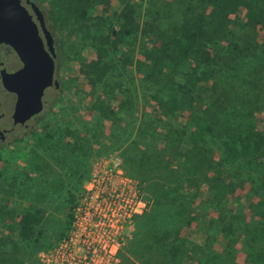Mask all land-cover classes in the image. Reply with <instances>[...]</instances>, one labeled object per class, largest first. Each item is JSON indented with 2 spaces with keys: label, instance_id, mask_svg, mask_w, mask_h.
Instances as JSON below:
<instances>
[{
  "label": "trees",
  "instance_id": "16d2710c",
  "mask_svg": "<svg viewBox=\"0 0 264 264\" xmlns=\"http://www.w3.org/2000/svg\"><path fill=\"white\" fill-rule=\"evenodd\" d=\"M119 1V11L94 17L88 14V0H62L57 13L49 11L57 26L63 9L72 4V14L85 26L83 36L90 38L95 60L82 62L80 71L90 86L101 87L93 110L110 121L113 138L121 129L128 133L124 169L147 182L152 203L136 215L140 231L122 263L187 264L191 247L201 254L195 264H205L206 238L236 234L224 212L227 194L249 182L264 200V132L253 117L264 109V0ZM242 81L250 85L242 91L245 97L233 91ZM111 95L122 97L116 106L105 101ZM139 95L150 110L137 126ZM238 100L247 104L245 112L236 113ZM65 166L66 172H77ZM40 175L48 177L45 170ZM68 195L67 201H73L74 194ZM1 200L5 214L9 207ZM257 208L250 205L255 214ZM44 212L33 203L19 212L12 221L14 239L0 237V264L37 262L36 246L43 238L39 227L48 221ZM244 224V238L247 233L252 240L264 236L254 219ZM192 225L196 230L205 226L206 238L189 247L183 230Z\"/></svg>",
  "mask_w": 264,
  "mask_h": 264
},
{
  "label": "rangeland",
  "instance_id": "374dc122",
  "mask_svg": "<svg viewBox=\"0 0 264 264\" xmlns=\"http://www.w3.org/2000/svg\"><path fill=\"white\" fill-rule=\"evenodd\" d=\"M37 1L44 9H53L55 12L63 3L62 0ZM70 5L63 9L61 18L59 16V25L56 26L51 21L52 30L60 42L58 69L61 92L59 96L51 103L50 111L43 120L36 124L29 121L25 129L18 127L17 130L8 133L6 140L0 144V198L9 207V209L6 208L5 214L0 213V237L9 235L11 239H14L15 235L11 234V231L16 225L12 224V221H16L19 212L33 203L35 206H41L45 211L44 218H48V221L43 219L39 227L43 229V238L36 246L40 250L37 252V262L34 264H130L127 261L122 263V256L126 254L129 242L140 231L137 228L136 216L123 227L120 237L114 239L113 253L99 250L100 243L106 240L102 235L104 227L102 197L100 189L94 190L91 194L85 190L93 163L113 153L119 154L124 160L123 151L130 146V137L121 129L117 137L113 138L110 135L112 130L110 121L93 110L92 100L97 93L101 92V87L90 86L80 71V64L95 60L94 48L90 38L83 36L85 26L72 14ZM122 6L119 0H107L104 4L99 0H88L87 10L89 16L94 17L119 11ZM257 33L261 38L263 33L261 31ZM249 86L242 81L233 91L238 96L245 97L242 91L249 89ZM140 92L139 89V94ZM252 94L253 91L250 96ZM110 98H106L105 101L113 106L119 104L122 99V97L114 99L112 95ZM138 99L134 113L137 126L144 120V111L150 110V107L143 103V99H140V95ZM236 107V113H242L248 106L238 100ZM0 109L2 110L1 105ZM120 113L121 117L126 118L125 113ZM253 117L256 128L264 132V109L255 112ZM23 130H26L25 135ZM60 131L74 135L61 136ZM14 135H16L15 138ZM66 164L75 167L77 172L74 175L69 171L66 172ZM126 169L129 172L128 168ZM42 170L47 173V178H42L40 175ZM129 173L137 182L145 202L148 203L145 209L150 208L152 200L147 194L148 191L145 190L146 180L142 175ZM74 188L77 192H73ZM71 192L74 198L69 202L68 194ZM226 197L224 210L226 220L233 221L236 234H233L230 239L206 238L205 226L196 230L192 225L183 230V234L189 237L187 245L189 246L192 242L202 243L206 238L205 264L233 262L264 264V236H258L252 240L251 234L247 233L244 238L243 230H241L245 221L254 219L259 224L258 232L264 231V218L261 216L264 200L250 190L249 182L243 186H237ZM120 200L119 195L117 204L113 207L115 217L121 212L122 206L118 203ZM253 203L258 205L259 214L258 212L255 214V211L250 209ZM87 206L93 209L94 214L91 219L85 214ZM75 212L83 220L80 227L72 223ZM68 214L71 215L70 219ZM216 214V212L212 213V215ZM82 232L87 235L90 233L91 236L85 237L81 235ZM92 245L96 247L95 250L92 249ZM186 255L187 264H195L196 258L201 257V254L196 253L191 247ZM130 259L134 261L136 258L133 256ZM135 264L139 263L135 262Z\"/></svg>",
  "mask_w": 264,
  "mask_h": 264
},
{
  "label": "water",
  "instance_id": "95a60500",
  "mask_svg": "<svg viewBox=\"0 0 264 264\" xmlns=\"http://www.w3.org/2000/svg\"><path fill=\"white\" fill-rule=\"evenodd\" d=\"M37 18L49 40L50 53L43 50L38 27L20 0H0V42L8 43L19 53L23 66L13 73L2 70L3 85L18 94L13 119L24 123L41 109L42 89L52 83L55 55L51 34L46 29L42 14L32 3ZM55 84H58L55 80Z\"/></svg>",
  "mask_w": 264,
  "mask_h": 264
},
{
  "label": "built area",
  "instance_id": "2783aa9c",
  "mask_svg": "<svg viewBox=\"0 0 264 264\" xmlns=\"http://www.w3.org/2000/svg\"><path fill=\"white\" fill-rule=\"evenodd\" d=\"M90 178L85 185L87 193H92L94 190L100 189L102 201L104 206V219L102 235L106 240L99 245V250L107 253H113L112 247L114 239L120 237L123 227L129 223L133 217L142 213L146 207V202L141 195L137 182L126 173L121 156L113 153L107 157L96 160L90 172ZM121 200V212H115L113 207L117 204V199ZM85 214L91 219L93 209L87 206ZM72 223L76 227H80L83 220L75 212ZM90 228V227H89ZM91 229V228H90ZM81 235L87 237L91 236L82 232ZM65 239V238H64ZM92 245V249L95 250Z\"/></svg>",
  "mask_w": 264,
  "mask_h": 264
},
{
  "label": "flooded vegetation",
  "instance_id": "af4514ba",
  "mask_svg": "<svg viewBox=\"0 0 264 264\" xmlns=\"http://www.w3.org/2000/svg\"><path fill=\"white\" fill-rule=\"evenodd\" d=\"M20 2L25 6L27 12L35 21L38 27V34L40 35V40L43 45V50L45 52H48L49 54H51L49 40L45 37L44 31L40 25V21L37 18V14L34 7L32 6V3H35L40 10L44 25L52 36L50 43L52 42L55 53V55L53 56V79L51 84L45 86L42 89V93L40 96L41 109L37 113L32 114L24 123H15L13 119V112L16 101L18 100V94L17 92L9 91L4 87L2 81V70H5L8 73H13L22 68L24 64L19 53L13 46L8 43L0 42V105L2 106V110L0 109V144L6 140L8 133L17 130L18 127L25 129L28 126L29 121H33L36 124L39 123L41 119L43 120L46 114L50 111L51 103L59 96L61 92V79L58 69V54L60 42L59 39L56 38L55 33L52 30L53 27L51 23L50 11L49 9H44L37 0H20ZM55 80H57L58 84H55ZM24 133L26 134V130H23V135H25ZM15 137L16 135H14V138Z\"/></svg>",
  "mask_w": 264,
  "mask_h": 264
}]
</instances>
